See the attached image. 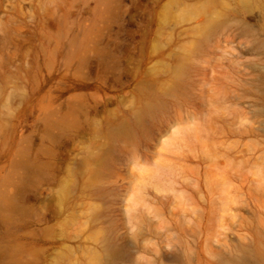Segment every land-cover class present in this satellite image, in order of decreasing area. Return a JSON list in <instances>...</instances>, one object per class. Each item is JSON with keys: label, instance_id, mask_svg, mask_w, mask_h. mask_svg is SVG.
<instances>
[{"label": "rangeland", "instance_id": "rangeland-1", "mask_svg": "<svg viewBox=\"0 0 264 264\" xmlns=\"http://www.w3.org/2000/svg\"><path fill=\"white\" fill-rule=\"evenodd\" d=\"M107 242L261 264L264 0H0V264Z\"/></svg>", "mask_w": 264, "mask_h": 264}, {"label": "bare ground", "instance_id": "bare-ground-1", "mask_svg": "<svg viewBox=\"0 0 264 264\" xmlns=\"http://www.w3.org/2000/svg\"><path fill=\"white\" fill-rule=\"evenodd\" d=\"M152 108H153V104H151V103L145 104L144 107L142 108V110L139 112V114L135 118L134 123L135 124H139L140 123V120H141V117L143 116V114L147 113ZM130 130H131V126L129 124H127L126 122H121V123L117 124V126L114 128V131L117 134H128ZM103 253H104V251H103ZM242 254H243L242 257L241 256L240 257L237 256V257L225 258V259H223L221 261L224 264H244V262H243V256L244 257L247 256L248 252L245 251ZM114 256H115V251L111 247V245L108 244V242H107L106 247H105L104 263L105 264H111L112 259L114 258ZM252 257L253 256H250V258H252ZM255 258H257V260L259 262H261V264H264V259L261 258L260 255H258V257L257 256L253 257V259H255Z\"/></svg>", "mask_w": 264, "mask_h": 264}]
</instances>
